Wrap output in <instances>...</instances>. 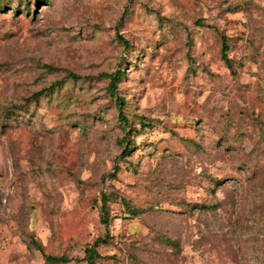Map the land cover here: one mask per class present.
I'll return each instance as SVG.
<instances>
[{"label": "rangeland", "instance_id": "1", "mask_svg": "<svg viewBox=\"0 0 264 264\" xmlns=\"http://www.w3.org/2000/svg\"><path fill=\"white\" fill-rule=\"evenodd\" d=\"M87 247L264 264V0H0V264Z\"/></svg>", "mask_w": 264, "mask_h": 264}, {"label": "trees", "instance_id": "2", "mask_svg": "<svg viewBox=\"0 0 264 264\" xmlns=\"http://www.w3.org/2000/svg\"><path fill=\"white\" fill-rule=\"evenodd\" d=\"M229 8L231 10L237 9L238 8V4H234L232 6H229ZM125 43V47H128V43H126V41H123ZM227 49V45L225 42V38L223 37V43H222V59L224 60V62L230 66V58H228V56L224 53ZM123 70L121 67H118L113 73H111L109 75L110 77V81H109V87L112 90L116 89V79H118L119 77L122 76ZM117 108L119 109V111L121 110L122 106H123V100L120 98H116V102H115ZM120 118L123 120V122L125 124H127V119L125 116H123L121 113L119 114ZM142 123V127H146L149 125V123L147 122V120L145 118H143V120H141ZM106 202H107V196H102L101 198V221L106 223L107 222V213H106ZM100 241V240H96ZM95 242V243H96ZM85 259L87 261V264H100L99 262H95V260L93 259V257H95L97 255L96 250L94 249V247H87L85 248ZM43 258L46 260L47 263H64V262H68L69 259L64 256V255H51V254H46L43 255Z\"/></svg>", "mask_w": 264, "mask_h": 264}]
</instances>
